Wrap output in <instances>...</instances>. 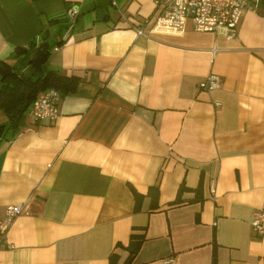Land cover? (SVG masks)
<instances>
[{"label": "crops", "instance_id": "obj_1", "mask_svg": "<svg viewBox=\"0 0 264 264\" xmlns=\"http://www.w3.org/2000/svg\"><path fill=\"white\" fill-rule=\"evenodd\" d=\"M156 12L152 0H0V60L78 78L53 120L27 110L0 136V217L25 203L0 264L121 263L132 232L130 264H264L249 224L264 209V3L231 38L190 20L137 35ZM31 40L39 61L36 46L12 56ZM208 75L217 86L199 88Z\"/></svg>", "mask_w": 264, "mask_h": 264}, {"label": "built area", "instance_id": "obj_2", "mask_svg": "<svg viewBox=\"0 0 264 264\" xmlns=\"http://www.w3.org/2000/svg\"><path fill=\"white\" fill-rule=\"evenodd\" d=\"M259 0H152L156 15L150 21L143 20L141 25L135 27L137 35H147L152 30L181 31L190 20L195 31L223 32L226 38H231L236 33V26L244 10L256 11ZM113 2V1H112ZM78 14L77 7L66 10L67 17L73 22ZM150 23L147 32L144 26ZM218 78L208 75L198 82L201 89L212 90L217 86ZM60 93L57 89L48 88L39 94L28 107L29 116L33 121L53 120L57 115V102ZM213 192V189H210ZM25 203L7 205L3 208L0 217V248L4 234L13 218L21 213ZM250 227L258 236L264 234V209L253 210ZM168 262V261H166Z\"/></svg>", "mask_w": 264, "mask_h": 264}, {"label": "trees", "instance_id": "obj_3", "mask_svg": "<svg viewBox=\"0 0 264 264\" xmlns=\"http://www.w3.org/2000/svg\"><path fill=\"white\" fill-rule=\"evenodd\" d=\"M261 3H264V0L258 1V7ZM42 41L35 45V42L31 40L26 46L14 48L12 56L16 57V54L28 51L36 46L37 58L35 61H39L40 56L46 54V49ZM77 79L74 75H66L55 71L38 74L36 78L31 79L15 71L11 63L0 60V111L5 115V123L0 124V136H3L7 132L10 135L13 134L19 119L27 112L30 103L45 89L54 88L60 93L67 92L74 87ZM157 193L156 185L148 187L147 194L151 198L152 208H155L157 204ZM133 196L135 199V208H137L140 194L133 191ZM142 240L143 236L141 234L130 233L125 246L127 255L124 261L118 263L116 254L111 252L107 258V264H130Z\"/></svg>", "mask_w": 264, "mask_h": 264}, {"label": "rangeland", "instance_id": "obj_4", "mask_svg": "<svg viewBox=\"0 0 264 264\" xmlns=\"http://www.w3.org/2000/svg\"><path fill=\"white\" fill-rule=\"evenodd\" d=\"M2 122L4 123L5 121H2V120L0 119V124H1Z\"/></svg>", "mask_w": 264, "mask_h": 264}]
</instances>
